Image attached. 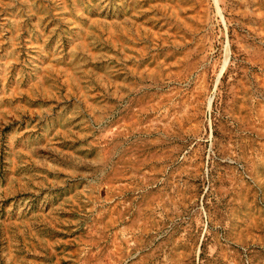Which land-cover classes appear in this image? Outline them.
Instances as JSON below:
<instances>
[{
	"label": "rangeland",
	"instance_id": "obj_1",
	"mask_svg": "<svg viewBox=\"0 0 264 264\" xmlns=\"http://www.w3.org/2000/svg\"><path fill=\"white\" fill-rule=\"evenodd\" d=\"M0 264H264V0H0Z\"/></svg>",
	"mask_w": 264,
	"mask_h": 264
}]
</instances>
